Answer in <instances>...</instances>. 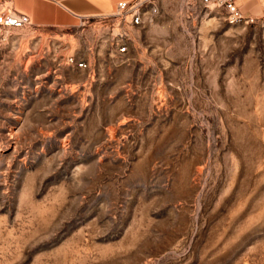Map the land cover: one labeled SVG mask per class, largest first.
<instances>
[{
	"label": "rangeland",
	"instance_id": "rangeland-1",
	"mask_svg": "<svg viewBox=\"0 0 264 264\" xmlns=\"http://www.w3.org/2000/svg\"><path fill=\"white\" fill-rule=\"evenodd\" d=\"M157 6L0 29V264H264V16Z\"/></svg>",
	"mask_w": 264,
	"mask_h": 264
},
{
	"label": "built area",
	"instance_id": "built-area-1",
	"mask_svg": "<svg viewBox=\"0 0 264 264\" xmlns=\"http://www.w3.org/2000/svg\"><path fill=\"white\" fill-rule=\"evenodd\" d=\"M160 0H124L115 5L111 14L102 16L100 23L103 26L105 39L115 43L116 53L126 54L127 44L130 42V33L149 24L158 12ZM187 3L198 1L208 11H219L230 25L253 22L239 9L235 0H183ZM33 26L30 18L23 13L14 11L5 5H0V29L23 30ZM69 65L79 69L86 68L83 62H76L72 57L67 59Z\"/></svg>",
	"mask_w": 264,
	"mask_h": 264
},
{
	"label": "crops",
	"instance_id": "crops-1",
	"mask_svg": "<svg viewBox=\"0 0 264 264\" xmlns=\"http://www.w3.org/2000/svg\"><path fill=\"white\" fill-rule=\"evenodd\" d=\"M124 0H0V5L26 14L34 27L57 30L100 23ZM244 15L264 16V0H235Z\"/></svg>",
	"mask_w": 264,
	"mask_h": 264
}]
</instances>
